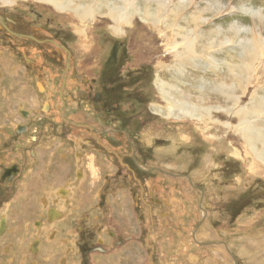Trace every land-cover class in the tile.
I'll return each mask as SVG.
<instances>
[{"label": "rangeland", "instance_id": "obj_1", "mask_svg": "<svg viewBox=\"0 0 264 264\" xmlns=\"http://www.w3.org/2000/svg\"><path fill=\"white\" fill-rule=\"evenodd\" d=\"M27 11L63 25L80 68L87 58L97 67L112 57L115 44L114 86L132 101L120 98V112L135 117L126 128L152 147L146 160L168 172L140 175L151 216L147 197L130 192L127 179L104 189L112 199L105 218L89 220L86 239L119 243L120 262L104 263L148 264L142 243L150 228L160 264H264V0H0L4 15ZM1 72L0 83L9 74ZM1 88L3 105L15 104L12 88ZM73 138L71 150L60 140L53 150L60 161L80 153L78 178L64 181L71 168L56 172L52 186L74 191L82 182L90 199L113 164ZM69 226L75 233V221Z\"/></svg>", "mask_w": 264, "mask_h": 264}, {"label": "flooded vegetation", "instance_id": "obj_2", "mask_svg": "<svg viewBox=\"0 0 264 264\" xmlns=\"http://www.w3.org/2000/svg\"><path fill=\"white\" fill-rule=\"evenodd\" d=\"M24 14L9 16L0 12V69L2 74L9 73L0 88H12L10 92L17 95L15 104L10 101L8 106L3 105L5 93L0 89V264H107L104 259L117 262L119 243H102L100 239L97 246L86 243L92 233L88 232L89 220L95 214L105 218L107 208H102L107 199H112L103 193L104 189L127 179L130 192L147 197L145 206L151 216L155 205L148 199L143 186L147 180L141 176L156 177L158 173L159 178H168L163 171L167 169L152 166V161L146 160L152 159V147H142L135 131L131 130L133 134L127 129L135 117L129 113L122 116L120 112V98L132 101L114 86L120 68L115 44L110 49L115 52L112 57L104 62L98 59L97 67H91L87 61L90 58L82 56L87 63L80 68L60 30L63 25L38 12ZM75 136L80 138L78 144L84 152L108 156L113 164L90 199L85 197L86 192L83 191L85 196L81 193L82 182L74 191L65 184L52 186L56 172L64 174L71 168L64 181L71 176L78 178L76 155L80 153L71 151L70 161H60L53 150L60 141L67 142L64 147L71 150ZM81 158L83 162L85 154ZM56 162L67 165V170L62 171ZM74 221L75 233L69 226ZM148 230L150 235L147 231L141 237L147 235L146 243H142L147 263L160 264L159 247L150 241L152 229ZM62 231L66 232L65 241ZM77 234L78 240L74 237Z\"/></svg>", "mask_w": 264, "mask_h": 264}, {"label": "bare ground", "instance_id": "obj_3", "mask_svg": "<svg viewBox=\"0 0 264 264\" xmlns=\"http://www.w3.org/2000/svg\"><path fill=\"white\" fill-rule=\"evenodd\" d=\"M122 22V19H120V21H119V24ZM119 59V58H118ZM109 62V61H108ZM21 77V76H20ZM128 100V99H127ZM235 113H237V112H235ZM211 120V119H210ZM213 121V120H212ZM182 177V176H181ZM186 178V177H185ZM188 180V179H187ZM191 182H189L190 183V186L191 185H193L194 184V182H193V180L192 179H189ZM188 180V181H189ZM195 186V185H194ZM65 198V197H64ZM64 207V206H63ZM73 210V209H72ZM71 212V211H70Z\"/></svg>", "mask_w": 264, "mask_h": 264}]
</instances>
